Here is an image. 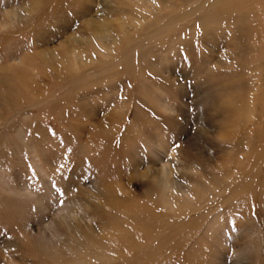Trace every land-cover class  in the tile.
I'll list each match as a JSON object with an SVG mask.
<instances>
[{"label":"rangeland","instance_id":"rangeland-1","mask_svg":"<svg viewBox=\"0 0 264 264\" xmlns=\"http://www.w3.org/2000/svg\"><path fill=\"white\" fill-rule=\"evenodd\" d=\"M0 264H264V0H0Z\"/></svg>","mask_w":264,"mask_h":264},{"label":"snow or ice","instance_id":"snow-or-ice-1","mask_svg":"<svg viewBox=\"0 0 264 264\" xmlns=\"http://www.w3.org/2000/svg\"><path fill=\"white\" fill-rule=\"evenodd\" d=\"M185 58L187 59V56H185ZM55 133H53V135H54ZM69 151H71V149H69ZM61 167H63V166H61ZM54 172H55V170H53ZM50 183H51V186H52V188H53V190H57L56 189V184H55V182L54 181H50ZM61 203H63V201H60ZM32 211H38V208H36V207H34L33 209H32Z\"/></svg>","mask_w":264,"mask_h":264}]
</instances>
